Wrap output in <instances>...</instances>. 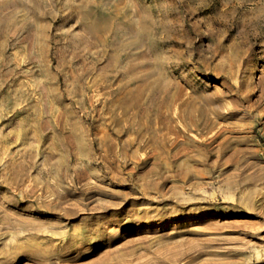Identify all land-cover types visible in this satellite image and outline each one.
<instances>
[{
	"label": "rangeland",
	"instance_id": "obj_1",
	"mask_svg": "<svg viewBox=\"0 0 264 264\" xmlns=\"http://www.w3.org/2000/svg\"><path fill=\"white\" fill-rule=\"evenodd\" d=\"M0 264H264V0H0Z\"/></svg>",
	"mask_w": 264,
	"mask_h": 264
}]
</instances>
